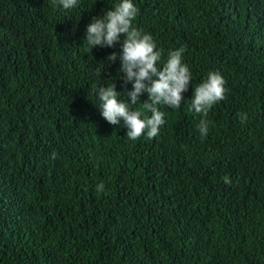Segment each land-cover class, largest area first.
Here are the masks:
<instances>
[{
	"label": "trees",
	"instance_id": "obj_1",
	"mask_svg": "<svg viewBox=\"0 0 264 264\" xmlns=\"http://www.w3.org/2000/svg\"><path fill=\"white\" fill-rule=\"evenodd\" d=\"M119 2L0 0V264H264V0H133L158 67L184 47L192 73L135 141L93 94L114 83L127 101L119 43L84 41ZM210 71L227 91L201 138L189 108Z\"/></svg>",
	"mask_w": 264,
	"mask_h": 264
},
{
	"label": "clouds",
	"instance_id": "obj_2",
	"mask_svg": "<svg viewBox=\"0 0 264 264\" xmlns=\"http://www.w3.org/2000/svg\"><path fill=\"white\" fill-rule=\"evenodd\" d=\"M77 4L78 0H51L52 6L64 10L75 8ZM137 15L138 8L133 0H120L111 10H103L102 16L94 17L86 25L84 33L89 51L95 47L112 48L117 43L120 45L119 53H111L107 61L119 60V72L123 76L118 78L123 80L124 85L131 84V90L126 91L127 101L118 99L121 94L115 90L114 83L106 86H98L97 83L93 94L101 117L109 125L127 129L126 136L132 141L141 136L152 139L158 135L161 126L165 124V113L160 107L179 108L182 93L188 90L192 79L188 65L182 62L184 47L170 51L162 67H158L162 53L157 50L150 34L133 26ZM225 83L219 72L210 71L193 91L189 110H194L202 117L197 125L201 138H205L208 133L209 110L218 101L225 99ZM142 94H147V100L141 104L139 97ZM134 105H139L142 110H133L131 106ZM238 115L243 124L247 120V114ZM96 190L102 193L104 184L97 185Z\"/></svg>",
	"mask_w": 264,
	"mask_h": 264
}]
</instances>
